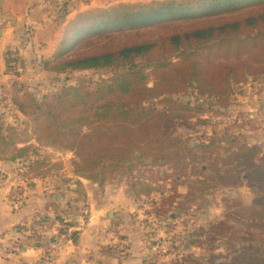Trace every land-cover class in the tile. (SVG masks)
<instances>
[{"label":"trees","instance_id":"obj_1","mask_svg":"<svg viewBox=\"0 0 264 264\" xmlns=\"http://www.w3.org/2000/svg\"><path fill=\"white\" fill-rule=\"evenodd\" d=\"M261 3L264 0H150L77 12L66 21L51 54L40 61L41 69L51 75L99 69H108L109 74L94 82L79 78L74 84L62 83L39 96L18 85L8 97L15 110L9 113L12 122L6 114L7 96L0 97V159L24 158L26 172L50 174L56 165H49L38 146L26 145L31 134L41 147L71 151L74 174L98 185L127 172L130 194L136 200L158 194L161 201L153 213L164 219L193 194L189 186L185 194L177 189L190 174L196 182L210 178L221 186L246 183L262 189L260 146L234 136L225 140L202 134L192 143L189 139L194 117L205 122L201 121L205 110L222 113L238 86L264 75V9L158 39L72 54L91 35L235 12ZM10 62L7 66L14 70ZM179 121L186 132L175 136ZM164 165L169 170L161 173ZM259 201L253 200L248 208L235 203V211L208 223L209 229L187 233L189 242L192 235L215 237L225 229L229 236L241 234L238 238L246 242L216 263L194 264H264V213L256 209ZM234 222L244 224V231H234ZM253 239L260 244H248Z\"/></svg>","mask_w":264,"mask_h":264},{"label":"crops","instance_id":"obj_2","mask_svg":"<svg viewBox=\"0 0 264 264\" xmlns=\"http://www.w3.org/2000/svg\"><path fill=\"white\" fill-rule=\"evenodd\" d=\"M115 1L125 0H0V97L7 96L9 121H13L10 111L15 110L8 97L13 83L19 82L22 67L18 60L29 48L39 56L41 45L48 47V55L42 59L51 54L58 35L45 33L59 20L53 14L65 13L64 26L77 12L107 7ZM37 35L38 41L34 38ZM8 60L14 70L7 66ZM17 117L23 120L19 113ZM33 140L28 137L27 142ZM55 150L42 146L39 151L50 160L49 165L55 158L63 160V155L68 156L69 164L62 162L45 176L27 172L28 181H20V207L11 194L17 183L14 177L24 169L26 159L20 165L17 160L0 159V264H143L139 261L142 247H148L143 234L135 223L125 227V219L139 210L126 180L112 178L98 185L74 174L71 152ZM115 182L120 188L111 186ZM108 211L112 216H103ZM170 218L176 217L172 214ZM38 220L48 224V243L36 244L26 236L27 227ZM10 243L16 247L10 249Z\"/></svg>","mask_w":264,"mask_h":264},{"label":"rangeland","instance_id":"obj_3","mask_svg":"<svg viewBox=\"0 0 264 264\" xmlns=\"http://www.w3.org/2000/svg\"><path fill=\"white\" fill-rule=\"evenodd\" d=\"M137 1L144 2L149 0H125L115 1L114 3ZM263 9L264 4L261 3L235 12H225L222 14L210 15L208 17L168 21L154 25L95 34L83 38L73 49L72 54H87L101 50L115 49L140 41L158 39L172 33L186 31L199 26L232 20L235 17L249 12H256ZM62 12L63 11H58L53 14L55 20ZM64 22V18L60 17L59 20L54 22V26L47 29L48 32L45 34L50 35L53 31L55 37L56 35L59 36L62 32ZM34 38H36L37 41L40 39L38 35ZM41 46L40 50L42 53H40L39 56H37V53L34 54L31 48L26 50L24 54H21L22 56H20V60H18V65L22 66L19 72V82L11 88L12 92L20 85L22 89L39 96L41 93H47L50 90L57 89L62 83L74 84L79 78L94 82L100 78L107 77L109 74L108 69H99L51 75L44 72L41 69V65H39L42 60L41 57L48 55V47ZM173 97H176L178 100L181 98L180 95ZM184 97H188L193 102V105L196 103L194 97L190 95H184ZM229 99V107L223 110L222 113L215 114L205 110L201 116V121L205 122H197L198 119H196V117L191 120L190 123L192 126H190L193 127V130L190 134L191 140L189 139V142H194V138H198L199 135L202 134L206 135V137L222 138L225 140H229V137L234 136L239 141L258 145L264 151V75L248 78L247 82H244L235 89ZM205 105L206 103H204V106ZM179 123L180 124H176L177 131L175 136L181 135L182 132H186V129H183L186 126L183 121H179ZM196 129H198L199 132L194 133V131H197ZM30 135L31 134H28L27 137ZM28 144L38 146L39 149H41V146L37 144L35 140L26 143V145ZM54 149L57 150H55L56 152L65 151L59 148ZM66 151L71 152L69 150ZM71 154L73 155L72 152ZM62 159L63 160H61V158L60 160H56L55 158V161L52 163L56 165L55 167H58L62 162H66L67 165L69 164L70 159L68 156L63 155ZM71 159H75L74 155ZM129 161L132 163V160ZM164 169L169 170V168L164 165L160 167L161 173L162 170L165 171ZM126 174L127 172L124 174L119 173L111 177L115 180H125ZM182 181L183 184L177 188L178 191L185 194L188 190L187 186H189L193 189V194L184 197L180 210H174L169 213V215L173 214L176 216L174 220H172L170 216L168 219L154 216L153 211L156 205L155 203L161 201L160 196L154 193L149 198L138 200L139 210L137 214L133 217L130 216V218H126L124 221L127 222L125 227H129L135 223L140 233L143 234L144 245L148 246L142 247L143 252L139 261L143 264L216 263L230 253L231 250L240 248V245L246 243L238 238V235L241 234L229 236L228 233H226L227 231L222 229V233L215 235V237L211 235V237H202V235L201 237H197V234L192 235L189 242L187 239L185 241V235L191 231L199 233L201 227L208 228V223L221 219L227 212L230 213L231 211H235V203L240 204L241 208H248L252 206L253 200L260 198L261 201H259V203L261 202L262 204H258L256 209L260 214L264 213V185L262 189L255 185L254 187L249 186L246 183L235 186H221L210 178L208 180L205 179L203 182H196L197 180L194 178V175L191 174ZM120 185L119 182H115L111 186H113V188L114 186L120 188ZM167 193L166 191V195ZM179 200V198L176 199V201ZM232 226L233 230L237 233L239 231L241 233L244 231L243 229H245L243 227L244 224L239 222H234ZM248 244L254 246L260 244V241L253 239ZM261 244L264 245V241H261Z\"/></svg>","mask_w":264,"mask_h":264},{"label":"built area","instance_id":"obj_4","mask_svg":"<svg viewBox=\"0 0 264 264\" xmlns=\"http://www.w3.org/2000/svg\"><path fill=\"white\" fill-rule=\"evenodd\" d=\"M15 183L12 188V194L11 198L13 202L17 206H22L23 203V196L20 191V181H28V173L25 172L23 168L19 170V173H17L14 177ZM152 215V214H151ZM153 216V215H152ZM154 217V216H153ZM169 221V220H168ZM47 229H48V224L45 220H38L27 227V233L26 236L29 237L31 240L34 242H46L48 243V238L47 236ZM10 249H14L16 247V243H10L9 245ZM121 251V248L119 249Z\"/></svg>","mask_w":264,"mask_h":264},{"label":"water","instance_id":"obj_5","mask_svg":"<svg viewBox=\"0 0 264 264\" xmlns=\"http://www.w3.org/2000/svg\"><path fill=\"white\" fill-rule=\"evenodd\" d=\"M25 161L24 158H18L17 159V163L20 165L21 163H23ZM172 216V214H170ZM169 215V216H170ZM103 216H108V217H111L112 216V213L110 211L106 212L103 214Z\"/></svg>","mask_w":264,"mask_h":264}]
</instances>
